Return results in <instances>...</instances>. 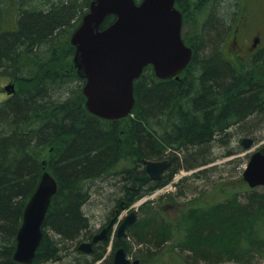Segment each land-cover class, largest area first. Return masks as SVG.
Returning a JSON list of instances; mask_svg holds the SVG:
<instances>
[{
    "label": "trees",
    "instance_id": "16d2710c",
    "mask_svg": "<svg viewBox=\"0 0 264 264\" xmlns=\"http://www.w3.org/2000/svg\"><path fill=\"white\" fill-rule=\"evenodd\" d=\"M91 1L0 0V80L11 78L17 87L0 102V264H18L13 259L17 234L45 172L56 179L58 192L32 264L66 258L69 264H95L103 254L89 261L77 249L88 235L92 196H103L100 189L94 191L95 183L123 189L134 204L182 170L241 151L212 156L234 132L256 142L264 139L257 136L264 127V60L258 55L254 62L237 64L224 53L221 38L234 25L218 18L222 0H177L184 27H190L184 40L193 49L179 79L160 80L147 67L135 82L129 117L108 121L91 115L85 107V80L75 69H51L75 54L71 39ZM5 8L13 20L4 15ZM115 20L109 16L103 28ZM4 23L7 29L1 28ZM166 159V175L152 181L143 160ZM133 180L140 184L136 191L129 187ZM222 188L223 199L187 207L174 220L163 208L145 203L128 233L134 242L124 238L122 247L129 254L139 246L140 264L264 261V188L244 189V197L241 189ZM168 198L175 202L172 195Z\"/></svg>",
    "mask_w": 264,
    "mask_h": 264
},
{
    "label": "water",
    "instance_id": "95a60500",
    "mask_svg": "<svg viewBox=\"0 0 264 264\" xmlns=\"http://www.w3.org/2000/svg\"><path fill=\"white\" fill-rule=\"evenodd\" d=\"M176 0H92L89 11L74 32L71 43L75 47L74 64L80 78L86 80L83 93L86 109L94 116L115 121L127 118L135 105L134 84L144 69L152 66L161 80L179 78L193 58V50L182 38L183 14L176 8ZM116 20L103 28L109 16ZM11 94L13 85L6 87ZM254 140L242 141L250 149ZM146 173L159 180L169 162L144 160ZM244 181L253 189L264 187V150L255 152L243 174ZM58 192L57 181L45 173L38 189L30 199L21 228L17 234L14 260L32 264L44 238L43 225L52 199ZM124 205H122V209ZM132 212L123 221L119 235L137 222ZM114 221L103 231L105 234ZM91 245L80 249L88 251ZM116 264H139L126 255L122 248L116 253Z\"/></svg>",
    "mask_w": 264,
    "mask_h": 264
},
{
    "label": "rangeland",
    "instance_id": "374dc122",
    "mask_svg": "<svg viewBox=\"0 0 264 264\" xmlns=\"http://www.w3.org/2000/svg\"><path fill=\"white\" fill-rule=\"evenodd\" d=\"M222 1L224 2V10H220V12L217 14L218 18L222 20L221 22L223 25L226 24L228 27L230 25H234L230 34L226 36L227 32H225L221 38V41L223 40L222 48L224 53L237 64L254 62L258 55H261L262 60H264V0ZM15 2L17 3V0H13L12 4ZM4 15H7V17L12 19L9 10L6 9ZM1 18L4 17L1 16ZM11 19L7 21L9 25L12 24ZM6 23L1 25L2 29H7L8 26ZM189 31L190 27L186 25L184 27L183 34L186 36ZM257 39H259V42L257 47L254 48V44ZM74 55L62 58L58 63L52 65L51 69L53 71L59 70L65 72L67 70H76L74 64ZM11 83L15 84V81H13L11 78L0 80V102L7 100L10 96L5 88ZM258 129L259 132L257 136L262 137V135H264V127H260ZM244 138L247 137H239V135L235 134L234 132V134L231 135L229 139H225L224 141L217 144L215 149L212 150V156L221 157L222 155L233 150L236 151L241 149V151L230 157L220 158L216 160L214 164L212 163L203 167L202 169L194 171L182 170L174 177L171 183L151 194L146 200H144V202L149 200L155 207L163 208L167 216L174 220L177 219L180 213L187 207L194 205L203 206L223 199V184H228V187H230V189H232L234 192L241 189V193L244 197V189L249 188L243 180L244 170L248 165L251 155L258 149L264 148V139L262 138L263 140L255 143V146L251 151H246V149H243L241 145ZM250 138L254 139V137ZM202 171H204V173H201L199 176L196 175ZM116 184H118V182ZM130 186L131 183L129 184V187ZM93 189L96 192L99 189L100 191H103L101 192L103 195L102 198L96 197L97 193L95 196H92L90 201V209H88V215L92 220L94 228L99 229L102 228L103 224L109 219L113 208L117 205L116 202L119 195L123 193V189L121 193L120 190L109 188V186L106 184L104 185L101 182L95 183L93 185ZM230 189H228L227 192H230ZM180 192L183 194H179ZM169 195L173 196L175 202L169 200ZM143 203H137L135 206L126 210L124 213H122V218H124L130 212L141 208V204ZM138 214L139 217L142 216L140 209L138 210ZM127 241L129 243L134 242L132 238H128ZM174 244L176 243H172L170 245ZM139 249L140 247L136 245L132 247V250L129 253L132 259H140V257L135 254L138 253ZM69 262L71 263V261L66 258L56 260L50 264H69ZM227 263L236 264L232 262ZM258 264H264V261H261Z\"/></svg>",
    "mask_w": 264,
    "mask_h": 264
},
{
    "label": "flooded vegetation",
    "instance_id": "af4514ba",
    "mask_svg": "<svg viewBox=\"0 0 264 264\" xmlns=\"http://www.w3.org/2000/svg\"><path fill=\"white\" fill-rule=\"evenodd\" d=\"M189 1L192 3L191 0H189ZM167 169H168V167H167ZM167 169L162 174L161 179L166 175ZM151 180L152 181H160V180H153V179H151ZM133 186H134V189H133L134 191H136L140 188V184L137 181L136 182L133 181ZM121 193H122V189H121ZM129 199H130V197L127 194L126 195H124V194L119 195L118 200L116 202L117 205L113 208L111 215L109 216V219L103 224L102 228H99V229L94 228L92 220L90 218V224H89L90 227L88 230V235L86 237H84L82 239V241L80 240V243L78 244V247H77L78 252L82 255V256L79 255L80 258H85V259L90 261L93 258H95V257L97 258L101 254H103L101 259L98 260L95 264H111V263L116 264V262H115L116 253L118 252V250H120L122 248L125 250L127 257H129L128 251L124 247H122V239H124L125 237L119 235V229L122 225V222L128 216V214H127L124 218H122V213L125 212V210H122V202H126V210L133 207L132 206L133 204L129 203ZM127 207H128V209H127ZM112 221H114L112 226L109 228V230L105 234L106 238H102V239L99 238L98 240L94 241L95 237L100 236L103 233V231L106 229V227H108L112 223ZM136 224H137V222L132 226V228ZM83 244H90L91 245V247L88 248L89 249L88 251L80 249L81 245H83Z\"/></svg>",
    "mask_w": 264,
    "mask_h": 264
}]
</instances>
